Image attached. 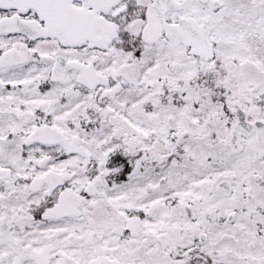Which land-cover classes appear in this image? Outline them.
Instances as JSON below:
<instances>
[{"label":"snow or ice","instance_id":"snow-or-ice-1","mask_svg":"<svg viewBox=\"0 0 264 264\" xmlns=\"http://www.w3.org/2000/svg\"><path fill=\"white\" fill-rule=\"evenodd\" d=\"M0 264H264V0H0Z\"/></svg>","mask_w":264,"mask_h":264}]
</instances>
